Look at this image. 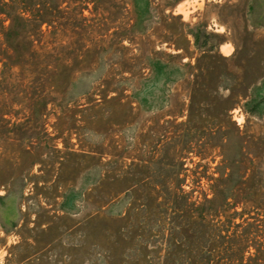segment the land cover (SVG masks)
<instances>
[{"label": "rangeland", "instance_id": "rangeland-1", "mask_svg": "<svg viewBox=\"0 0 264 264\" xmlns=\"http://www.w3.org/2000/svg\"><path fill=\"white\" fill-rule=\"evenodd\" d=\"M53 7L64 66L45 105L16 102L14 87L0 108V264H264V0ZM202 45L233 53L217 91H245L226 140L206 114L201 131L180 123ZM234 166L243 179L229 184L247 201L205 213L190 238V201L207 208V177Z\"/></svg>", "mask_w": 264, "mask_h": 264}, {"label": "trees", "instance_id": "trees-1", "mask_svg": "<svg viewBox=\"0 0 264 264\" xmlns=\"http://www.w3.org/2000/svg\"><path fill=\"white\" fill-rule=\"evenodd\" d=\"M44 1L0 0V108L14 101L11 90L14 87L17 88L16 94L19 95L15 98L16 102L31 105L33 108L36 105L43 107L48 99L47 93L50 91L48 89L50 77L57 66H64L59 62L65 51L61 48L57 51L55 48L58 46L54 44L52 27L55 19L51 11L52 8L54 9L53 0H48L49 5ZM43 23L50 27L42 28ZM210 35L216 37L217 33ZM202 46L194 57V63L189 67L192 71L190 79L185 81L187 101L178 111V115H184L180 123L186 131H201L203 126L195 124L198 121L196 115L206 114L214 118L215 125L204 129L210 131L209 133H219L220 138L226 140L240 133L228 110L245 96V91L230 87L224 96L217 91L213 82L220 76L233 75L225 64L233 53L223 56L215 46L213 48ZM2 119L0 117V121ZM243 174V171L240 172L234 166L228 171H217V175L207 177L213 180L209 184L211 195L207 197L203 194V202L209 203L207 208L194 201H190L188 207L192 213L188 221L190 238L200 231L199 221L205 213L216 211L217 207L226 205L230 199L235 204L247 201L238 198L233 189L235 187L229 184L230 181L243 179ZM182 191L179 184L177 192L181 194ZM177 192L172 193V207L177 199ZM177 209L182 211L180 207L174 206V210ZM231 213L241 214L234 209ZM248 239L250 238L245 236L242 243L245 244ZM208 259L212 258L208 255L206 260ZM206 260L205 262H208Z\"/></svg>", "mask_w": 264, "mask_h": 264}]
</instances>
